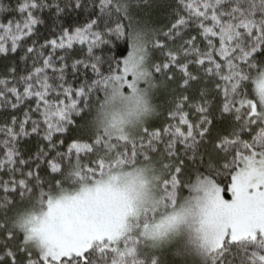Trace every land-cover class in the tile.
Instances as JSON below:
<instances>
[{
	"label": "snow or ice",
	"instance_id": "obj_1",
	"mask_svg": "<svg viewBox=\"0 0 264 264\" xmlns=\"http://www.w3.org/2000/svg\"><path fill=\"white\" fill-rule=\"evenodd\" d=\"M151 3L0 2V264H264V0Z\"/></svg>",
	"mask_w": 264,
	"mask_h": 264
},
{
	"label": "trees",
	"instance_id": "obj_2",
	"mask_svg": "<svg viewBox=\"0 0 264 264\" xmlns=\"http://www.w3.org/2000/svg\"><path fill=\"white\" fill-rule=\"evenodd\" d=\"M0 2L9 3L10 0H0ZM172 3H174V0H152L151 6L146 7L145 10L141 13V15H143L146 19H150L152 21L157 22L158 27H163V25L167 23V18H168L169 9L167 6ZM41 31L42 32L44 31L43 28H41ZM76 47L79 48V45H77ZM16 64H19L21 69L24 66L23 62L19 60L18 56L10 55L7 60L0 57V78L5 77L7 71L5 65L11 67ZM68 71H69V75L67 78L69 81H72L73 78L70 69ZM7 79L11 80L12 76L8 75ZM158 102L163 103L164 99L160 98ZM17 115H19L20 118H22V114L17 113ZM165 117H166V113L165 116L161 117V119H164ZM10 119H11L10 114L0 111V125H3L5 120L10 121ZM31 147L33 148V150L36 147V142L34 139L32 140Z\"/></svg>",
	"mask_w": 264,
	"mask_h": 264
}]
</instances>
